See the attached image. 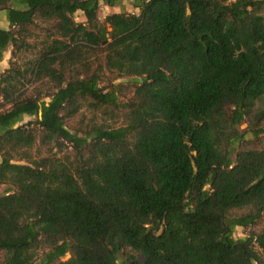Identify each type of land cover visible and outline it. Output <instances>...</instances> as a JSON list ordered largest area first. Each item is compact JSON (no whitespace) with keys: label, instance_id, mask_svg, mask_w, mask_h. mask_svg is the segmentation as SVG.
Instances as JSON below:
<instances>
[{"label":"trees","instance_id":"trees-1","mask_svg":"<svg viewBox=\"0 0 264 264\" xmlns=\"http://www.w3.org/2000/svg\"><path fill=\"white\" fill-rule=\"evenodd\" d=\"M122 1L0 0V264H264V0Z\"/></svg>","mask_w":264,"mask_h":264},{"label":"rangeland","instance_id":"rangeland-1","mask_svg":"<svg viewBox=\"0 0 264 264\" xmlns=\"http://www.w3.org/2000/svg\"><path fill=\"white\" fill-rule=\"evenodd\" d=\"M131 13V12H137L136 10H134L132 8V5L130 3V0H123L122 3L117 6V7H104L102 6L99 13H98V17L100 21H103V19L105 18V16L110 15L112 13ZM264 15V12H263ZM74 20L79 23V22H83L84 18L82 13L78 12L74 15ZM0 27L1 28H8V24L5 18V15L3 12H0ZM23 59H30V55H26L24 56ZM11 60V48H7V50L4 52L3 55V59L0 62V73L3 72L4 70H6L9 66V62ZM13 60V59H12ZM19 64L21 65L22 62H19ZM81 114L84 115L85 117V123L92 120V115L89 113V111H87L85 108L81 110ZM30 120H34V118H29V117H25L23 122H28ZM81 121V118L78 116L76 118L71 119L68 122V127H73L75 126L77 123H79ZM97 122H100L99 119H97ZM247 127L246 124H243L240 129L244 130ZM4 190L3 186H0V192H2ZM246 212V210H239V211H232L230 214V217H236V216H240L242 214H244ZM256 228H259V226H257ZM247 230H244L242 228H235L234 232H233V237L234 238H242L246 235ZM0 260H1V255H0Z\"/></svg>","mask_w":264,"mask_h":264}]
</instances>
